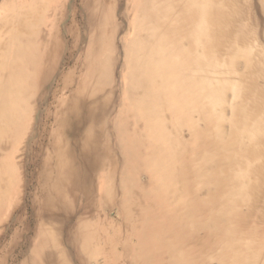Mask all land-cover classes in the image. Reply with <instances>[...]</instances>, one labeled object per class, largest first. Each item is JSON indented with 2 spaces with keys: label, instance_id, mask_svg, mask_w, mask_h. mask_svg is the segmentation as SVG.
I'll use <instances>...</instances> for the list:
<instances>
[{
  "label": "bare ground",
  "instance_id": "obj_1",
  "mask_svg": "<svg viewBox=\"0 0 264 264\" xmlns=\"http://www.w3.org/2000/svg\"><path fill=\"white\" fill-rule=\"evenodd\" d=\"M122 261L264 264V0H0V264Z\"/></svg>",
  "mask_w": 264,
  "mask_h": 264
},
{
  "label": "rangeland",
  "instance_id": "obj_2",
  "mask_svg": "<svg viewBox=\"0 0 264 264\" xmlns=\"http://www.w3.org/2000/svg\"><path fill=\"white\" fill-rule=\"evenodd\" d=\"M136 177V176H135ZM134 177V181H136V179L138 180V181H140V182H142V181H146L147 180V177L145 176V175H138V177H136L135 178ZM137 194L139 195V196H141V194H140V192L138 191V192H133V198H136V196H137ZM145 205H148V203H146ZM132 242H133V240H132ZM192 244H195V243H192ZM125 263V262H124ZM121 264H123V261L121 262Z\"/></svg>",
  "mask_w": 264,
  "mask_h": 264
}]
</instances>
